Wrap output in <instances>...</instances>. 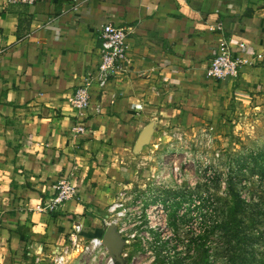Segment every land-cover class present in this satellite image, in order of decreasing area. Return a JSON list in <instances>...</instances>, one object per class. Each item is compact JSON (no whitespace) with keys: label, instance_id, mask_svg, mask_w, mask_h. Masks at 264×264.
I'll list each match as a JSON object with an SVG mask.
<instances>
[{"label":"crops","instance_id":"obj_1","mask_svg":"<svg viewBox=\"0 0 264 264\" xmlns=\"http://www.w3.org/2000/svg\"><path fill=\"white\" fill-rule=\"evenodd\" d=\"M107 24L127 32L134 66L92 89L79 115L67 98L96 71ZM219 28L243 64L214 81ZM261 105L264 0H0V264L54 261L79 222L97 237L120 192L148 177L139 165L175 135L223 130ZM61 181L77 195L42 212Z\"/></svg>","mask_w":264,"mask_h":264},{"label":"rangeland","instance_id":"obj_2","mask_svg":"<svg viewBox=\"0 0 264 264\" xmlns=\"http://www.w3.org/2000/svg\"><path fill=\"white\" fill-rule=\"evenodd\" d=\"M259 107L263 109L242 107L226 128L214 131L215 148L208 154L212 158L220 151L221 163L213 164L209 183L193 190L199 196L204 189L208 212L204 208L201 214L177 215L173 203L168 216L131 217V224L143 221L140 227L162 226L158 230L129 227L127 238L138 232L122 250L123 263L116 264H264V175L239 171V164H251L256 170L264 165V105ZM200 169L191 165L188 175L192 182L203 184ZM92 238L83 236V249L70 250L66 264H115L106 247L86 250Z\"/></svg>","mask_w":264,"mask_h":264},{"label":"built area","instance_id":"obj_3","mask_svg":"<svg viewBox=\"0 0 264 264\" xmlns=\"http://www.w3.org/2000/svg\"><path fill=\"white\" fill-rule=\"evenodd\" d=\"M39 0H10L14 5L33 6ZM218 31V29H216ZM215 31V30H214ZM218 39L216 55L211 59L206 71V77L214 81H223L228 78H237L243 60L233 55L231 46L224 34L221 32ZM101 48L100 62L96 71L88 73L83 85L78 87L68 98L67 101L74 111L82 115L88 110L92 100V89L104 90L111 81L122 78L132 71L134 66L129 46L127 43L128 34L125 29L107 24L100 32ZM240 49H244L241 44ZM262 58L261 55L258 56ZM75 134H84L85 126L77 125L73 128ZM215 134L212 128L199 131L196 135L177 134L169 146L157 158L156 164H140V170L148 171V177L143 179L141 184H130L118 195L115 202L108 208V216L104 220V227L114 224L118 233L126 239V244L136 237L138 229L158 230L162 224L150 226L142 225L143 221L131 224V217L142 219L143 216L149 217L151 214L168 216L171 204L176 203V214L184 216L189 213H207V197L203 190L200 195H196L193 190L204 187L210 182L208 179L212 175L213 164L221 163V152L215 151L212 158L208 152L214 149ZM206 165L203 169L202 166ZM208 164H211L207 166ZM191 165L200 169L203 177L198 184L189 179V169ZM246 172V171H245ZM186 176L188 179H186ZM258 177V176H256ZM212 179V178H210ZM188 185L186 186V182ZM57 195L50 203H47L40 210L53 212L58 210L65 202L72 200L77 195V188L70 181H61L57 186ZM204 201V202H203ZM194 209H200V212ZM159 225V226H158ZM138 227L135 234L127 238L126 232L129 227ZM82 223L74 226L73 232L69 235V244L60 250L54 259V264H66L70 250H77L83 239ZM106 230V229H105ZM102 237H93L90 246L85 247L87 251H95L104 248ZM112 262V260H111Z\"/></svg>","mask_w":264,"mask_h":264},{"label":"water","instance_id":"obj_4","mask_svg":"<svg viewBox=\"0 0 264 264\" xmlns=\"http://www.w3.org/2000/svg\"><path fill=\"white\" fill-rule=\"evenodd\" d=\"M147 142L146 135L143 134L138 142L137 148L142 144ZM102 242L109 252L110 258L113 263H123L122 250L126 245V241L118 233L116 226L114 224L106 228L103 236Z\"/></svg>","mask_w":264,"mask_h":264},{"label":"trees","instance_id":"obj_5","mask_svg":"<svg viewBox=\"0 0 264 264\" xmlns=\"http://www.w3.org/2000/svg\"><path fill=\"white\" fill-rule=\"evenodd\" d=\"M253 165V164H252ZM250 166H251V164H245V165H242V164H239V171H240V173L241 174H244L245 173V171L246 172H248V171H251V172H253L254 174H252L254 177H256V176H258V175H261V176H263L264 175V165H259V166H262L263 168H261V167H259V170H256V169H253V167H252V169L250 168ZM254 166V168H255V164L253 165ZM261 168V169H260ZM255 170V171H254ZM259 177V176H258ZM264 177V176H263ZM263 177H262V179H263ZM241 204H242V206H244L245 204L241 201ZM245 208V207H244ZM102 236V234L100 233V234H98V236L97 237H101Z\"/></svg>","mask_w":264,"mask_h":264}]
</instances>
